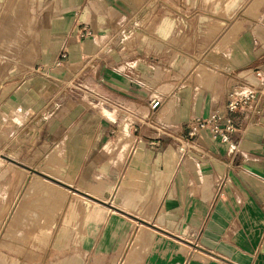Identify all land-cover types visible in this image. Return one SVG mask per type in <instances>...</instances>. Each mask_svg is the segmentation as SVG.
<instances>
[{"label":"crops","instance_id":"obj_1","mask_svg":"<svg viewBox=\"0 0 264 264\" xmlns=\"http://www.w3.org/2000/svg\"><path fill=\"white\" fill-rule=\"evenodd\" d=\"M22 2L0 0V158L27 128L56 147L6 238L27 241L47 224L46 202L75 190L41 258L34 245L0 246V264H125L141 215L153 231L140 264H264V108L234 114L233 150L202 131L197 149L178 151L187 121L222 108L235 78L258 82L264 3L231 21L208 0H28L19 50Z\"/></svg>","mask_w":264,"mask_h":264},{"label":"rangeland","instance_id":"obj_2","mask_svg":"<svg viewBox=\"0 0 264 264\" xmlns=\"http://www.w3.org/2000/svg\"><path fill=\"white\" fill-rule=\"evenodd\" d=\"M19 1V0H18ZM210 3V7L214 6L210 12V16L212 17H227L229 19H242L253 16L258 17L260 12L258 10V6L264 3V0H250V4H248V8L246 7L243 11L241 8L247 4L248 0H240L238 6L231 10L230 12L223 13L221 11V4L223 1L227 0H208ZM252 1V2H251ZM9 2V1H8ZM24 5V12H25V20L23 22L24 25V42L16 43L14 46L15 49L25 50L26 49V42H27V31H28V22L29 17L27 13V3L28 0H23ZM240 5V6H239ZM242 6V7H241ZM241 7V8H240ZM10 8H8V3L4 5L2 9V14L7 12ZM1 14V15H2ZM0 15V16H1ZM209 25L211 28L214 27V22L217 20H213L210 18ZM217 24V23H216ZM228 25V23H227ZM245 25V24H244ZM226 26V25H225ZM233 27V26H232ZM2 27L0 25V31ZM218 27L212 29L213 32L219 31ZM209 30V29H208ZM211 30V29H210ZM206 31V29L204 30ZM232 32V28L227 31V34ZM214 37V36H213ZM0 49L2 47L0 46ZM110 109H107V116L110 115ZM19 121V120H18ZM19 123H22L21 121ZM34 130L38 129L37 125L32 126ZM29 128L26 130H21L20 132H14L8 139L9 146L6 150H4V155L2 159L6 165L2 171V181L4 186H0V246H9V245H16L22 246L24 244L27 245H34L35 249L34 252L38 258H41L42 252L45 250L42 243L39 241L41 240H50L53 237V234H50L48 237L45 232L46 231H53V227L57 224L60 217V210L64 208L65 201H69L74 196V192L71 190H75L73 186H67L70 189L67 190L62 188L60 190V194L54 198L50 202H46V210L44 211V215H46L45 219L47 221L46 226H36L37 230L34 234L31 235L25 242H16L13 240H9L6 238V232L8 229L13 228L15 226L16 219L20 216L22 205L26 201L25 195H28L29 202L31 205V198H32V188H31V181L34 177L35 173L41 172L45 165H47L46 155L49 151H51L56 146H43L41 145L40 139L38 136H35L32 132L31 134L28 133ZM39 139V140H38ZM63 177H66V173L64 170H61ZM54 175V173H51ZM55 188L58 186L52 184ZM62 211V210H61ZM27 216V214L25 213ZM142 218L150 220L148 216L141 215ZM27 218H31L29 215ZM144 219H137L136 220V228L134 229L130 242L133 246L132 254L129 255L127 258V262L125 264H131L133 260H137L140 264L142 255L145 249L148 246V241L150 240V232L153 231L151 228V224ZM138 233V234H137ZM139 236V241L136 240V236ZM144 247V248H143ZM118 259V258H117ZM116 259V263L118 261Z\"/></svg>","mask_w":264,"mask_h":264},{"label":"built area","instance_id":"obj_3","mask_svg":"<svg viewBox=\"0 0 264 264\" xmlns=\"http://www.w3.org/2000/svg\"><path fill=\"white\" fill-rule=\"evenodd\" d=\"M90 34L86 26L80 32V36ZM65 56L67 52L62 50L61 57ZM254 74L258 78L256 83L241 78L234 79L226 91L222 108L211 110L205 117H192L187 121L186 137L178 142L179 152L197 149V137L202 131H206L212 139L227 145L230 150L234 149L230 137L237 130L234 114L240 111L257 113L264 108V71L258 68L254 70ZM161 102L162 98L155 96L151 100V107L156 109ZM157 143L158 139L154 140L152 145Z\"/></svg>","mask_w":264,"mask_h":264},{"label":"bare ground","instance_id":"obj_4","mask_svg":"<svg viewBox=\"0 0 264 264\" xmlns=\"http://www.w3.org/2000/svg\"><path fill=\"white\" fill-rule=\"evenodd\" d=\"M138 234V233H137ZM136 240L139 241L140 237L137 235L136 237ZM131 252V251H130ZM125 262V261H124ZM132 264V263H131Z\"/></svg>","mask_w":264,"mask_h":264}]
</instances>
